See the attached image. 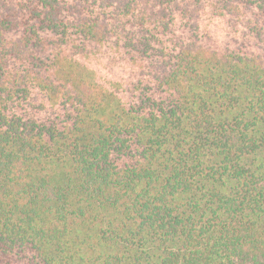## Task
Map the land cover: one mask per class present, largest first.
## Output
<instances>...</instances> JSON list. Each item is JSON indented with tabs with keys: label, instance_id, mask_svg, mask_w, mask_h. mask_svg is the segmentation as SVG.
I'll list each match as a JSON object with an SVG mask.
<instances>
[{
	"label": "trees",
	"instance_id": "obj_1",
	"mask_svg": "<svg viewBox=\"0 0 264 264\" xmlns=\"http://www.w3.org/2000/svg\"><path fill=\"white\" fill-rule=\"evenodd\" d=\"M0 264H264V0H0Z\"/></svg>",
	"mask_w": 264,
	"mask_h": 264
},
{
	"label": "rangeland",
	"instance_id": "obj_2",
	"mask_svg": "<svg viewBox=\"0 0 264 264\" xmlns=\"http://www.w3.org/2000/svg\"><path fill=\"white\" fill-rule=\"evenodd\" d=\"M106 65L102 63L93 62L90 67L92 70H95L97 73L95 76H97L98 81H102L103 83H112V77L109 74V71L105 67Z\"/></svg>",
	"mask_w": 264,
	"mask_h": 264
}]
</instances>
